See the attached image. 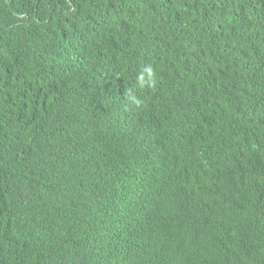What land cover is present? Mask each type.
Returning a JSON list of instances; mask_svg holds the SVG:
<instances>
[{
    "label": "trees",
    "instance_id": "trees-1",
    "mask_svg": "<svg viewBox=\"0 0 264 264\" xmlns=\"http://www.w3.org/2000/svg\"><path fill=\"white\" fill-rule=\"evenodd\" d=\"M0 264H264V0H0Z\"/></svg>",
    "mask_w": 264,
    "mask_h": 264
},
{
    "label": "clouds",
    "instance_id": "clouds-1",
    "mask_svg": "<svg viewBox=\"0 0 264 264\" xmlns=\"http://www.w3.org/2000/svg\"><path fill=\"white\" fill-rule=\"evenodd\" d=\"M150 71V70H149ZM141 82H143V76L139 78ZM130 99L132 100L133 103L139 104V101L135 98V96H130Z\"/></svg>",
    "mask_w": 264,
    "mask_h": 264
}]
</instances>
